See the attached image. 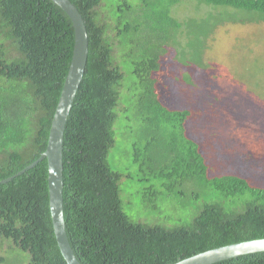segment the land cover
Returning <instances> with one entry per match:
<instances>
[{"label":"trees","instance_id":"1","mask_svg":"<svg viewBox=\"0 0 264 264\" xmlns=\"http://www.w3.org/2000/svg\"><path fill=\"white\" fill-rule=\"evenodd\" d=\"M71 1L89 34L63 142L65 223L79 261L173 264L264 238V158L252 150L253 132L264 133V100L255 101L264 76L236 72L254 87L238 96V123L210 56L219 27L264 25V0ZM74 39L72 20L52 0H0V181L46 150ZM241 46L231 45L233 67L252 55ZM122 129L135 174L110 161ZM126 179L144 185L141 203L159 222L127 214ZM0 264H68L47 159L0 184ZM214 264H264V252Z\"/></svg>","mask_w":264,"mask_h":264},{"label":"water","instance_id":"2","mask_svg":"<svg viewBox=\"0 0 264 264\" xmlns=\"http://www.w3.org/2000/svg\"><path fill=\"white\" fill-rule=\"evenodd\" d=\"M70 17L74 26V48L69 70L52 119L48 144L41 156L15 175L0 181L6 183L33 168L43 159L48 161L50 210L59 248L68 264H82L74 253L67 233L64 215L63 142L67 120L86 71L89 34L85 19L71 0H52ZM264 252V238L246 240L209 249L173 264H214L242 255Z\"/></svg>","mask_w":264,"mask_h":264},{"label":"rangeland","instance_id":"3","mask_svg":"<svg viewBox=\"0 0 264 264\" xmlns=\"http://www.w3.org/2000/svg\"><path fill=\"white\" fill-rule=\"evenodd\" d=\"M216 34L219 36L218 40L216 41V47L218 51H216L215 49L216 52H210L211 58L216 57L215 68L211 73H215V76H212V78L216 80V87L220 88V97H224L223 95H225L226 97H228H224L225 99L233 101V113L235 114L232 115V119L233 117H236L238 119V123H240V117L236 113L241 106L240 103L242 102V100L240 99L241 97L238 96H241L242 91H246L248 89V91H251V89L254 87H251L250 83L247 82H245V84H243L242 82H237L236 72H238L239 76L243 75V78H245L246 76L251 78L254 74L264 76V25L245 27L239 26L237 24H226L219 27ZM231 45L232 47L237 45L238 49H241V45H243V47L246 46L247 48H249V50L252 51V55L247 56L245 65H242L241 61L237 62V64L241 65H236L235 67H233V65L236 64V60L234 61L232 58H230L228 61L226 60L228 53L230 54L232 50ZM255 55H259L258 57H262L263 60L253 57ZM260 61L263 62V65ZM253 79L251 78L249 79V81H252ZM259 91L260 89H257V92ZM257 97L258 98L255 101H258V99H260L259 101H261L263 104L264 96H259L257 94ZM255 126L258 128L259 124ZM256 127H254L255 130L257 129ZM124 133H126V130L122 129L118 135L117 143L111 151L110 161L116 169L123 172L131 171L133 172V174H135L136 169L130 163V159L127 155V151H129V145H131L130 138ZM253 133H255L253 140L256 139V141L252 145V150L257 154V157L263 159L264 133H261L260 136H258V133L256 131H254ZM143 186L144 185L139 183L136 179H126L122 182L125 210L127 214L134 220L143 219V221L147 222H159V217L156 218V216L152 215L150 212H147L143 204L141 203V197L138 191H140Z\"/></svg>","mask_w":264,"mask_h":264}]
</instances>
